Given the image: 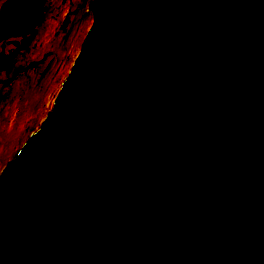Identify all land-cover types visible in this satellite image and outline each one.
<instances>
[{
  "label": "water",
  "instance_id": "1",
  "mask_svg": "<svg viewBox=\"0 0 264 264\" xmlns=\"http://www.w3.org/2000/svg\"><path fill=\"white\" fill-rule=\"evenodd\" d=\"M87 7L0 171V264H264V0Z\"/></svg>",
  "mask_w": 264,
  "mask_h": 264
},
{
  "label": "rangeland",
  "instance_id": "2",
  "mask_svg": "<svg viewBox=\"0 0 264 264\" xmlns=\"http://www.w3.org/2000/svg\"><path fill=\"white\" fill-rule=\"evenodd\" d=\"M76 16L72 14L66 26L56 31L38 26L22 35L25 36L23 42L21 36L0 40V56L11 58L9 67L0 69V168L50 109L49 98L55 96L76 55L74 46L82 41L90 25V17L84 18L80 25V16ZM71 19L77 24L73 28H70ZM62 73L63 77L59 78ZM54 87L56 92L52 95ZM12 121H20L21 127L18 134L7 141L5 133Z\"/></svg>",
  "mask_w": 264,
  "mask_h": 264
},
{
  "label": "flooded vegetation",
  "instance_id": "3",
  "mask_svg": "<svg viewBox=\"0 0 264 264\" xmlns=\"http://www.w3.org/2000/svg\"><path fill=\"white\" fill-rule=\"evenodd\" d=\"M83 1L84 0H0V21L8 25L14 20L13 14H21V12L27 13V11L28 13H33L37 7V9L40 10V17L32 30L38 26H42L41 29L43 30L50 29L56 31L58 29H63L66 26L67 19L72 14L75 16L77 15L76 18L80 16L79 24L81 25L82 20L86 17H90L92 13V10L87 7V3L91 0H85L82 7ZM24 2L29 3L23 8ZM18 18L20 19V17ZM24 19H30V17L26 15ZM76 25V20L71 19L70 28ZM24 39L25 36L20 37L21 42H23ZM13 43L16 44V41H13Z\"/></svg>",
  "mask_w": 264,
  "mask_h": 264
},
{
  "label": "bare ground",
  "instance_id": "4",
  "mask_svg": "<svg viewBox=\"0 0 264 264\" xmlns=\"http://www.w3.org/2000/svg\"><path fill=\"white\" fill-rule=\"evenodd\" d=\"M29 2H24V6H23V8L24 7H26L27 6V4H28ZM23 11H27V10H23ZM29 16L30 18H31V16H32V13H28V11H27V13H25V12H21V14H13L12 16L14 17V20L12 21V22H10L8 25L7 24H3L1 21H0V29H14V30H16V29H18L19 31L17 32V33H14V34H12V35H20L21 33H24V26L26 25V24H28V22H29V20L30 19H24V17L25 16ZM18 17H20V19L18 18ZM93 18H94V15H93V11H92V13H91V15H90V18H89V24L91 25V23H92V21H93ZM88 33V32H87ZM81 43V40L80 41H78L76 44H75V46H74V50H75V52L76 51H78L77 49L79 48V46L81 45L80 44ZM77 53V52H76ZM76 63V62H75ZM63 72H65V71H63ZM63 75H64V73H62L61 75H60V77L59 78H62L63 77ZM59 88V87H58ZM56 92V90H55V87H54V89L52 90V95L54 94ZM51 95V96H52ZM52 98H53V96L52 97H50L49 98V101H48V103H47V105L49 104V106H51V101H52ZM45 116V115H44ZM19 126L21 127V122L19 121V122H16V121H12L11 123H10V125H9V128H8V130L6 131V133H5V137H6V140L7 141H10L11 139H13L17 134H18V132H19ZM33 130H35V129H33ZM32 130V131H33ZM28 136V135H27ZM27 138V137H26ZM25 138V139H26ZM24 139V140H25ZM23 140V141H24ZM23 143V142H22ZM21 143V144H22ZM20 144V145H21ZM19 148V147H18ZM18 150V149H17ZM17 150L15 151V153H14V155L16 154V152H17ZM1 151V150H0ZM13 155V156H14ZM13 156L7 161V162H9L12 158H13ZM4 166V165H3ZM2 166V167H3ZM2 167L0 168V171H1V169H2Z\"/></svg>",
  "mask_w": 264,
  "mask_h": 264
}]
</instances>
